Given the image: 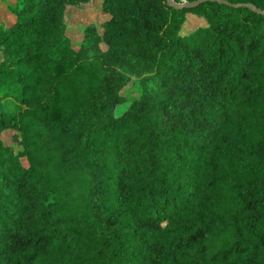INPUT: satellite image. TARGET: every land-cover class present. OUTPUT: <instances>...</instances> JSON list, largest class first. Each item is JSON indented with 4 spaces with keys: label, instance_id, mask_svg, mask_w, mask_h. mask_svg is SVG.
<instances>
[{
    "label": "trees",
    "instance_id": "1",
    "mask_svg": "<svg viewBox=\"0 0 264 264\" xmlns=\"http://www.w3.org/2000/svg\"><path fill=\"white\" fill-rule=\"evenodd\" d=\"M93 1L0 21V264H264V0Z\"/></svg>",
    "mask_w": 264,
    "mask_h": 264
},
{
    "label": "rangeland",
    "instance_id": "2",
    "mask_svg": "<svg viewBox=\"0 0 264 264\" xmlns=\"http://www.w3.org/2000/svg\"><path fill=\"white\" fill-rule=\"evenodd\" d=\"M12 3H14V0H0V21L8 19L9 13L7 7L9 4ZM67 15L71 22L67 33L72 39V43L74 46H76L77 42L81 39V25H84L89 22L100 23L105 18V16L100 12L99 0H94L92 6L84 10L76 8L70 9ZM200 23V19L189 15L185 29L191 30ZM128 96L129 98H135L137 96V91L135 90V88L131 89Z\"/></svg>",
    "mask_w": 264,
    "mask_h": 264
},
{
    "label": "water",
    "instance_id": "3",
    "mask_svg": "<svg viewBox=\"0 0 264 264\" xmlns=\"http://www.w3.org/2000/svg\"><path fill=\"white\" fill-rule=\"evenodd\" d=\"M204 1H207V0H194V1L182 2V3H177V2H174L173 0H167V5L175 9H183V8L195 7ZM209 1H218V2L226 3L225 0H209ZM245 5H247L248 7H253L255 11L264 15V12H262L260 9L256 8L255 6H252L249 4H245Z\"/></svg>",
    "mask_w": 264,
    "mask_h": 264
}]
</instances>
